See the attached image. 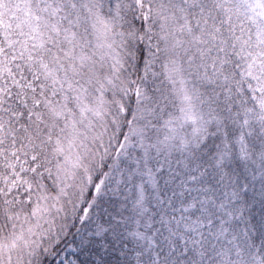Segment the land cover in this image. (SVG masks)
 I'll return each mask as SVG.
<instances>
[{
    "label": "snow or ice",
    "instance_id": "snow-or-ice-1",
    "mask_svg": "<svg viewBox=\"0 0 264 264\" xmlns=\"http://www.w3.org/2000/svg\"><path fill=\"white\" fill-rule=\"evenodd\" d=\"M0 264H264V0H0Z\"/></svg>",
    "mask_w": 264,
    "mask_h": 264
}]
</instances>
